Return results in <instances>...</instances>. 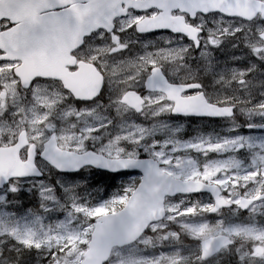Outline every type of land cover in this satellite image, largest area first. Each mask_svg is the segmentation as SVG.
Segmentation results:
<instances>
[{
  "label": "snow or ice",
  "instance_id": "1",
  "mask_svg": "<svg viewBox=\"0 0 264 264\" xmlns=\"http://www.w3.org/2000/svg\"><path fill=\"white\" fill-rule=\"evenodd\" d=\"M0 264H264V0H0Z\"/></svg>",
  "mask_w": 264,
  "mask_h": 264
},
{
  "label": "rangeland",
  "instance_id": "2",
  "mask_svg": "<svg viewBox=\"0 0 264 264\" xmlns=\"http://www.w3.org/2000/svg\"><path fill=\"white\" fill-rule=\"evenodd\" d=\"M174 119V118H173ZM174 122L175 123H182L185 125V128H184V131L181 133V135L184 137V138H189L188 137V127H187V124L184 122V120H177V119H174ZM223 122H220V124H222ZM207 122H203V123H198V122H194L192 121L189 122V136L192 132L194 131H198V130H202V131H205L207 132ZM211 124V123H210ZM213 125V124H212ZM194 128V129H193ZM209 128H210V125H209ZM194 130V131H193ZM215 130H219V127L215 128ZM195 133H193L191 136L195 135ZM190 136V137H191ZM131 176H135V175H138V174H130ZM127 179H129V176H124L122 178H118L117 180L113 181V180H110L106 177H101V176H96L95 179L92 181L93 183L97 184L100 189H101V195L104 194L103 192V189L107 188L108 190V194L110 195L113 191H115L116 189V186L119 185L120 183L122 182H125ZM204 199H208L206 197H203Z\"/></svg>",
  "mask_w": 264,
  "mask_h": 264
},
{
  "label": "flooded vegetation",
  "instance_id": "3",
  "mask_svg": "<svg viewBox=\"0 0 264 264\" xmlns=\"http://www.w3.org/2000/svg\"><path fill=\"white\" fill-rule=\"evenodd\" d=\"M187 121H188V131H189V119H187Z\"/></svg>",
  "mask_w": 264,
  "mask_h": 264
}]
</instances>
